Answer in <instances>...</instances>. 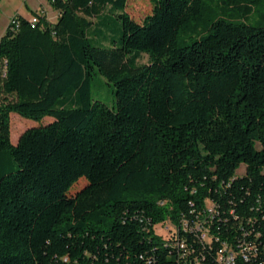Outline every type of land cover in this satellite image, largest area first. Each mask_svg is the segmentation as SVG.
<instances>
[{"label": "trees", "instance_id": "1", "mask_svg": "<svg viewBox=\"0 0 264 264\" xmlns=\"http://www.w3.org/2000/svg\"><path fill=\"white\" fill-rule=\"evenodd\" d=\"M48 1L0 39V264H182L156 227L229 239L231 209L264 234V0ZM13 112L53 120L14 144Z\"/></svg>", "mask_w": 264, "mask_h": 264}, {"label": "built area", "instance_id": "2", "mask_svg": "<svg viewBox=\"0 0 264 264\" xmlns=\"http://www.w3.org/2000/svg\"><path fill=\"white\" fill-rule=\"evenodd\" d=\"M30 21L36 23L37 16H32ZM8 27L12 31L18 30V15L10 20ZM206 207L210 215H219L216 205L210 200H207ZM254 209L258 210V207L251 208ZM228 214L240 220L229 239L222 240L220 236L211 235L209 229L199 221L190 224L188 220L183 221L181 230L168 221L172 225L171 232L168 236L161 235L168 242L175 243V250L181 252L182 264H264V234L261 229H255L260 218L246 216L240 219L233 209ZM263 220L264 214L261 216ZM222 222H228V217ZM187 233H191L193 240L189 239ZM151 262H154L153 258H150Z\"/></svg>", "mask_w": 264, "mask_h": 264}, {"label": "rangeland", "instance_id": "3", "mask_svg": "<svg viewBox=\"0 0 264 264\" xmlns=\"http://www.w3.org/2000/svg\"><path fill=\"white\" fill-rule=\"evenodd\" d=\"M19 4L22 5H30V0H1L0 1V37L5 32L6 23L9 19L10 13L15 11ZM26 10V8H25ZM127 11L129 12L130 16L138 21L141 22L145 16L151 13L152 11V4L150 0H128L127 4ZM120 23H111L108 24L106 27H100L99 25H94L90 31L89 35L93 38L96 44H104L108 45L112 39H116L120 36ZM140 63L146 64L149 62V56L146 53H143L140 60ZM94 98L100 99L105 103L112 105L115 102V90L112 88L108 83H103L94 91ZM53 120L51 117H45L41 121H35L32 119H27L22 117L17 113L11 114V140L14 144L17 143L20 135L27 129L35 126H41L50 123ZM246 171V166L242 165L237 170V175H242ZM86 182L84 180L80 181L78 185L75 187L80 188ZM171 224L166 222L157 226V232L168 236L171 230Z\"/></svg>", "mask_w": 264, "mask_h": 264}, {"label": "crops", "instance_id": "4", "mask_svg": "<svg viewBox=\"0 0 264 264\" xmlns=\"http://www.w3.org/2000/svg\"><path fill=\"white\" fill-rule=\"evenodd\" d=\"M25 8H26V10H25ZM36 11L43 12L47 16L48 20L53 22V23L57 22V20H58L59 13L52 8V6L48 0H30V5L19 4L17 6V8L15 9V11H13V13L12 12L10 13L9 19L6 23L5 32L8 28V24H9L10 20L15 15H20V16H23L24 18L30 19L34 15V12H36ZM5 32L3 33V35L5 34ZM1 37H0V39H1Z\"/></svg>", "mask_w": 264, "mask_h": 264}, {"label": "bare ground", "instance_id": "5", "mask_svg": "<svg viewBox=\"0 0 264 264\" xmlns=\"http://www.w3.org/2000/svg\"><path fill=\"white\" fill-rule=\"evenodd\" d=\"M176 253H177V257H178V259H179V258H181V259H182L181 252H180V251H178V250H176Z\"/></svg>", "mask_w": 264, "mask_h": 264}]
</instances>
